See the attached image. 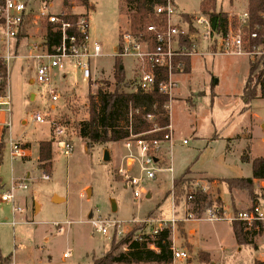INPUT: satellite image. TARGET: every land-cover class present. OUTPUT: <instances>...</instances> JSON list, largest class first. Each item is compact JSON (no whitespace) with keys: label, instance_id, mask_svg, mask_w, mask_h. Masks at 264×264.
<instances>
[{"label":"rangeland","instance_id":"rangeland-1","mask_svg":"<svg viewBox=\"0 0 264 264\" xmlns=\"http://www.w3.org/2000/svg\"><path fill=\"white\" fill-rule=\"evenodd\" d=\"M202 1L177 0V17L182 13L178 18L180 27H187L193 33L194 20L204 13ZM91 2H95V8L78 6L76 9L88 11L91 36L102 46V56L95 62L98 85L91 87L89 93L84 83L70 78L72 82L75 79V85L62 87L61 98L53 110L48 87L31 82L36 78L33 61L16 58L10 62L12 112L0 113V123L10 126L6 127L3 137L0 194L9 191L14 181L17 185L20 182L26 184L27 188L16 187L12 202L0 200V250L4 258L1 264L11 260L16 264H92L91 258L109 251L113 240L117 243L131 232L136 236L150 235L160 224L171 226L175 248L186 250L191 256L189 260L178 259L171 264H253L261 256L259 244L263 239H256L257 245L253 243L256 248L253 244L240 246L232 221L228 219L235 213L234 208L239 211L249 207L251 198L243 190L231 191L222 179L252 176L251 163L241 160L243 150L249 144L253 158L264 156V98L247 105L242 97L250 62H260L264 52L252 56L207 55L213 48L206 49L207 42L201 31L195 38L198 53L190 56L191 72L173 73H180L171 109L175 130L174 175L184 173L188 180L186 192L203 188L213 200L221 195L224 202L215 201L211 208H222L228 218L210 220L206 212L197 213L186 195L176 202L170 174L165 172L159 174L162 183L158 190H155V181H145V187L153 190L150 191L152 196L138 200L123 178L117 175V169L126 166L124 156L128 151L124 140L87 147L79 133L80 122L90 116V97L101 87L115 89L116 56L120 50L115 51V47L119 46L123 33L131 32V9L123 0ZM205 3L210 9L227 12L233 23L249 7V0H205ZM37 25L29 29L21 54H26L34 43L45 39L46 29L34 33ZM145 31L139 34H145ZM121 58L125 72L123 89L136 90L135 80L141 63L136 56ZM261 67L260 64L259 69ZM36 112L49 113V120L67 121L68 132L75 144L74 152L68 157L52 144V169L47 172L39 165L38 145L45 138L52 139L53 127L36 122ZM18 139L28 148V155L13 160L10 141ZM106 149L112 153L113 158L109 161L104 160ZM44 173L50 174L51 178L44 179ZM131 173L140 175L138 164ZM256 186L257 192L264 194V180H258ZM88 188L92 190L90 197L87 196ZM113 202L118 210L117 207L113 210ZM19 207L21 210H17ZM91 212L92 217L101 215L120 220L123 233L118 235L113 228L109 235L97 233L89 222ZM172 218H175L174 223ZM191 229L195 232H190ZM120 250H125V246ZM200 250L212 254L209 253V262L200 259ZM66 251L69 252L67 258L64 257Z\"/></svg>","mask_w":264,"mask_h":264},{"label":"built area","instance_id":"built-area-1","mask_svg":"<svg viewBox=\"0 0 264 264\" xmlns=\"http://www.w3.org/2000/svg\"><path fill=\"white\" fill-rule=\"evenodd\" d=\"M57 2H59L57 4ZM90 7L82 0H1L0 4V112H12V98L10 93V62L16 58H24L33 61L36 71L37 82L47 86V94L55 104L61 98L63 85L74 84L75 79L84 83L90 92L91 87L97 86L96 60L102 56V46L98 40L92 38L90 33V18L88 11H76L77 7ZM155 14L162 18V21L154 22L146 27L145 34H134L125 32L122 34L121 48L117 51L119 56H136L141 65L136 77L137 89L145 93L154 91L156 88L160 92L172 95L176 82L172 81L174 59L178 55L192 56L198 53V45L195 38L198 33L197 28L202 29V36L207 42V48H215L208 51L209 54H234L249 56L264 52L262 45L253 44L261 36L264 39V24H253L249 10L243 11L235 23L229 19L228 31L226 34L213 32L210 18L206 14L197 16L194 20L193 33L189 28L179 26V7L176 0H166L165 4L155 6ZM76 15V20H71L70 16ZM264 19V13H262ZM188 22V21H187ZM34 24L45 26L52 25L54 30L60 33L59 41L50 46L47 39L34 43L26 54H21L24 39L19 41L20 34ZM184 41V42H183ZM190 42L187 46L186 42ZM167 68L170 72L169 79L157 83L156 70ZM182 69V68H181ZM70 78H75L72 82ZM136 89V90H137ZM169 102V101H168ZM166 109L170 110L169 103ZM168 110V111H169ZM49 113L42 114L36 112L34 119L38 123L50 124L52 130V142L58 152L70 156L75 149L74 139L68 132L67 121L47 119ZM149 120L154 119V115H148ZM9 124L0 123V142L3 141L4 131ZM10 127V126H9ZM164 130L162 137H152L151 135ZM127 154L124 156L126 166L117 169V175L122 177L128 187L132 189L136 199L147 197L150 190L145 187V181H155L156 188H160L162 179L160 173L173 172V146L174 131L171 123L164 128L156 127L142 134L134 135L124 139ZM187 140H184L186 143ZM11 158L21 159L27 156L28 148L21 140H11ZM135 164L140 167V175L131 173ZM44 179L49 180L50 174L44 173ZM172 187L174 178L172 176ZM16 187L26 189L27 185L20 182L18 185L14 181L9 191L0 194V200L12 202L15 198ZM187 200L193 199L194 190L190 191ZM17 210H21L19 207ZM16 212V209L14 208ZM210 220L227 219V212L222 208H208L205 211ZM226 215V216H225ZM230 221H240L245 226V230L254 235L256 239H263L259 244L261 256L258 258L264 264V202L251 207L239 210L228 218ZM175 222V218L171 220ZM94 231L103 235H109L111 228L116 234H122L120 220L104 218L101 215H94L89 219ZM231 222V223H232ZM162 223V222H161ZM166 225L156 226L150 235L159 233ZM63 227L60 228V231ZM257 245V243H256ZM65 257L69 252H65ZM174 260H189L190 254L186 250H180L173 246ZM7 264H15L11 260Z\"/></svg>","mask_w":264,"mask_h":264},{"label":"trees","instance_id":"trees-1","mask_svg":"<svg viewBox=\"0 0 264 264\" xmlns=\"http://www.w3.org/2000/svg\"><path fill=\"white\" fill-rule=\"evenodd\" d=\"M86 5L89 0H82ZM131 9L130 12V31L139 34L146 27L154 22L162 21L160 16L155 14V6L165 4L166 0H123ZM1 4V0H0ZM204 5V6H203ZM205 0L202 1L201 7H204L203 14L210 18L213 32L217 34H226L229 26V15L223 10L210 9ZM248 10L250 12L253 24H264L262 13H264V0H249ZM76 15L70 16L71 20H76ZM27 30L23 31L19 36V41L27 37ZM60 33L53 29L52 25L47 26V39L50 46L59 41ZM184 42V41H183ZM190 46V42H186ZM253 44H264L261 36L253 41ZM121 48V42L118 49ZM121 56H116V87L113 90L101 87L97 94L90 97V116L87 120L80 122L79 133L85 140L87 147L94 144H108L117 142L130 137L132 134H142L156 127L164 128L170 124V113L165 105L170 101L169 94L160 92L158 88L154 91L145 93L140 89L126 91L125 72L122 66ZM260 64L262 67L259 69ZM182 68V69H181ZM191 69L190 56L178 55L174 59L173 73L184 72L189 73ZM170 72L167 68H158L156 70L157 83L169 79ZM242 97L245 103L249 105L253 100L264 98V56L260 62H250L249 74L246 78ZM154 115L153 120L148 119V115ZM164 130L152 134V137H162ZM4 141L0 142V166L3 162ZM250 148L243 151L241 160L252 165V176L250 177H232L223 178L228 188L232 191L240 189L245 191L251 198L252 203L249 207L262 203L264 194L260 195L256 188V180H264V156L252 157ZM52 140H42L39 143V161L45 171L52 169ZM184 175L175 179V201H179L183 195L191 193L186 192V182ZM213 181V179H211ZM1 185V177H0ZM193 199L190 201L194 204L197 213H204L210 208L215 201L220 204L222 199L220 196L213 200L210 194L206 193L203 188L193 192ZM234 211L238 210L234 208ZM200 218V216H199ZM235 238L240 246L253 244L254 235L245 230V226L240 221L232 222ZM171 226L164 227L158 234L154 236H136L131 232L122 237L117 243L113 240L111 248L100 257H93V264H133V263H173V242L171 240ZM256 248L257 246L253 244ZM121 246H125V250H120ZM10 257V256H8ZM7 257V258H8ZM0 250V264L3 262ZM4 259V258H3ZM200 259L209 262L210 254L206 251L200 252ZM5 262V261H4ZM253 264H263L259 260H254Z\"/></svg>","mask_w":264,"mask_h":264},{"label":"crops","instance_id":"crops-1","mask_svg":"<svg viewBox=\"0 0 264 264\" xmlns=\"http://www.w3.org/2000/svg\"><path fill=\"white\" fill-rule=\"evenodd\" d=\"M176 3H177V0H176ZM177 5H178V3H177ZM89 6L90 7H94L95 8V6H96V4H95V2H91V0H89ZM179 6V5H178ZM31 28V27H30ZM29 28V29H30ZM41 28H43V29H45L43 26H41L40 24H38L37 26H36V32L34 31V33H39V32H42V29ZM202 31V29L200 28V29H198L197 28V30H196V32L197 33H199V32H201ZM28 32H29V30H28ZM42 35H44L43 33H41ZM28 36V35H27ZM27 38V37H26ZM26 38L24 39V42H25V40H26ZM33 39H34V34H33ZM32 39V40H33ZM35 41H37V40H35ZM118 49V47L116 46L115 47V51ZM206 49H207V45H206ZM215 48L213 47V50H214ZM195 55V54H194ZM207 55H213V54H207ZM214 55H216V54H214ZM231 55V54H230ZM191 69H190V72H191V70H192V58H191ZM189 72V73H190ZM180 73H178V74H173L172 75V77H171V79H172V81H174V82H176V84H177V86H178V84H179V80L177 79V76L179 75ZM74 81V80H73ZM31 82L33 83L34 82V79H31ZM71 85V84H70ZM73 85V84H72ZM64 86V85H63ZM74 86V85H73ZM177 86L176 87H174V89H173V92L175 91L176 92V88H177ZM173 92H172V95H173ZM177 94V93H176ZM172 95H171V97H172ZM177 95H179V94H177ZM176 95V96H177ZM34 97H35V95H33ZM33 97V98H34ZM173 99H175V98H171V101H170V110H169V113H170V123H171V126H172V129H173V131H174V140H175V130H174V126H173V123H172V119H171V117H172V115H171V109H172V104H173V102H174V100ZM54 103H52V105H51V107H54ZM1 113V112H0ZM43 140H47V138H45V139H43ZM50 140V139H49ZM52 140V139H51ZM42 141V140H41ZM118 142V141H117ZM39 143H40V141H39ZM52 144H53V142H52ZM108 144H110V143H108ZM174 145H175V141H174ZM250 148V154H252L251 153V145L249 144L248 146H247V148ZM173 148H174V146H173ZM246 148V149H247ZM245 150V149H244ZM243 150V151H244ZM110 155H111V158H110V160L113 158L112 157V153L110 152ZM253 157V156H252ZM53 159V158H52ZM173 159V172H165V173H168V174H170V179L172 178V176H173V178H174V183H175V179L176 178H178V177H180L181 175H183V174H181V175H179V176H175L174 175V173H175V165H174V158H172ZM38 161H39V145H38ZM53 161V160H52ZM41 164V162L39 161V165ZM187 170V169H186ZM47 172V171H46ZM210 181H211V179H210ZM214 182H215V180H213ZM258 182V180H256V183ZM159 189V188H158ZM157 188H155V190H158ZM235 191H237L236 189H234ZM150 191H153V190H150ZM235 191L233 192V195H235ZM209 194V193H208ZM57 195V194H56ZM56 195H54V197L56 196ZM149 195V194H148ZM148 195H147V197L146 198H150L151 196H152V193L150 192V196L148 197ZM58 196H60V195H58ZM218 196H220L221 197V195H218ZM217 196V197H218ZM60 197H63L64 198V201L66 200V198L64 197V196H60ZM221 199H222V197H221ZM222 201H223V199H222ZM224 202V201H223ZM40 205V204H39ZM115 206L117 207V204L115 203ZM248 208V207H247ZM226 209V208H225ZM245 209V208H244ZM117 210H118V207H117ZM242 210V209H241ZM235 212V211H234ZM91 215V216H90ZM91 218L92 217V212L91 213H89L88 214V218ZM200 219V218H199ZM231 225H232V223H231ZM232 229H233V227H232ZM193 231V233L195 232V229H191L190 230V232H192ZM234 232V231H233ZM235 235V234H234ZM171 240H172V242H173V246L175 247V242H174V238L172 239V237H171ZM191 245V244H190ZM240 249V248H239ZM201 251V250H200ZM202 251H205V250H202ZM67 252V251H66ZM106 252V251H105ZM206 252H208V253H210L209 251H206ZM65 254V253H64ZM211 254V253H210ZM102 255V254H101ZM212 255V254H211ZM65 257V256H64ZM69 257V256H68ZM65 258H67V257H65ZM92 259V264H93V258H91ZM176 262V261H175ZM16 264V263H15Z\"/></svg>","mask_w":264,"mask_h":264},{"label":"water","instance_id":"water-1","mask_svg":"<svg viewBox=\"0 0 264 264\" xmlns=\"http://www.w3.org/2000/svg\"><path fill=\"white\" fill-rule=\"evenodd\" d=\"M33 97H34V96H33ZM110 158H111L110 151H109V149H106V150H105V155H104V160H105V161H109ZM91 194H92V190H91V188H88V189H87V196L90 197ZM149 196H150V194L148 195V197H149ZM115 209H116L115 202H113V210H115ZM90 216H91V215H90Z\"/></svg>","mask_w":264,"mask_h":264}]
</instances>
